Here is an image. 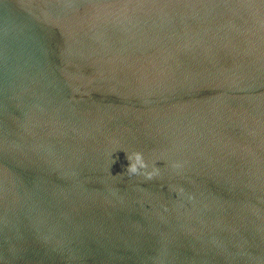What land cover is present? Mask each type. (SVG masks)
<instances>
[{
    "label": "water",
    "instance_id": "1",
    "mask_svg": "<svg viewBox=\"0 0 264 264\" xmlns=\"http://www.w3.org/2000/svg\"><path fill=\"white\" fill-rule=\"evenodd\" d=\"M0 264H264V0H0Z\"/></svg>",
    "mask_w": 264,
    "mask_h": 264
},
{
    "label": "clouds",
    "instance_id": "2",
    "mask_svg": "<svg viewBox=\"0 0 264 264\" xmlns=\"http://www.w3.org/2000/svg\"><path fill=\"white\" fill-rule=\"evenodd\" d=\"M146 168H147L146 163L138 153L133 154V156L129 157V165L127 167V171L129 172V174L140 173L141 170H144ZM143 174L146 176V178L149 179L152 176L151 172H144Z\"/></svg>",
    "mask_w": 264,
    "mask_h": 264
}]
</instances>
